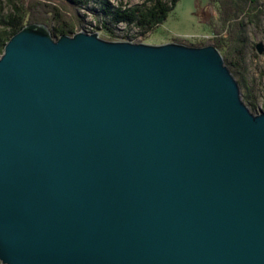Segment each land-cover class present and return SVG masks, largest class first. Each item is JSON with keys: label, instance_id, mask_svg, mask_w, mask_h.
Masks as SVG:
<instances>
[{"label": "water", "instance_id": "obj_1", "mask_svg": "<svg viewBox=\"0 0 264 264\" xmlns=\"http://www.w3.org/2000/svg\"><path fill=\"white\" fill-rule=\"evenodd\" d=\"M0 263L264 264V112L219 49L14 34Z\"/></svg>", "mask_w": 264, "mask_h": 264}, {"label": "rangeland", "instance_id": "obj_2", "mask_svg": "<svg viewBox=\"0 0 264 264\" xmlns=\"http://www.w3.org/2000/svg\"><path fill=\"white\" fill-rule=\"evenodd\" d=\"M106 1L119 11L137 7L138 11L151 13L147 15V25L130 26L128 33H135V41L150 45L173 41L218 48L225 62H231L232 66L228 67L232 75L245 83L246 89L244 84L240 86L242 93H247L248 101H252L257 112H264V0H178L174 6L173 0ZM88 2L87 7H79L75 16L84 18L81 31L90 32L97 26V19L95 13L87 9L95 5L96 0ZM159 2L171 11L154 26L159 22L156 17L160 16L155 10ZM62 3L61 0H0V10L3 15L21 17L22 26L39 23L59 30L65 24L70 26L72 15ZM124 26L118 24L115 29L121 33ZM100 37L103 38V34ZM260 45L262 52L258 51Z\"/></svg>", "mask_w": 264, "mask_h": 264}, {"label": "trees", "instance_id": "obj_3", "mask_svg": "<svg viewBox=\"0 0 264 264\" xmlns=\"http://www.w3.org/2000/svg\"><path fill=\"white\" fill-rule=\"evenodd\" d=\"M61 1L63 2L62 3L63 6L72 14L70 16L72 25L70 22V26L68 24H65L62 29L56 30L53 28L54 34L57 37L63 34H73L78 29L81 30L80 26L82 25L84 26V23H83L84 18L81 15L76 17L75 12L78 13L79 7H87L89 3L88 2L89 0H82V1L80 0H61ZM177 2L178 0H173L172 6H174V4ZM155 7H156L155 10L160 16V17H156L157 18L156 20H158L159 22H155L154 26H157L166 18L165 14H169L171 10L164 7L160 2L156 3ZM87 10L91 11L92 13H95V17L97 19V21H95L97 26H94V29L92 30L99 32L100 35L103 34V38L106 37L108 39H114V38L128 39L131 41L137 38L134 35L135 33H131V34L128 33V32H131L130 26L133 25L134 27H138V26L143 25V23L147 25L146 24L147 15L151 14L150 12H147L146 10H144L145 12L138 11L137 7H135L132 10L119 11L118 9H113L111 5L107 3L106 0L105 1L96 0L95 5L89 7V9ZM19 21H23L21 17L12 18V16L10 15H7V16L3 15L0 10V55H2L3 53V47L6 44V42L14 34L20 31V29H22L23 26ZM118 24L125 25L124 26L125 28L122 30L121 33H119V31L115 29ZM98 27L100 28L98 29ZM226 64H228V66H232L231 62L226 61ZM242 81H243L242 79L238 80L240 86L241 85L243 86L244 84V87L246 89V85ZM245 94H243V99L245 103L250 107V109L253 112H257L256 106L252 103V101L251 102L248 101L247 93Z\"/></svg>", "mask_w": 264, "mask_h": 264}]
</instances>
